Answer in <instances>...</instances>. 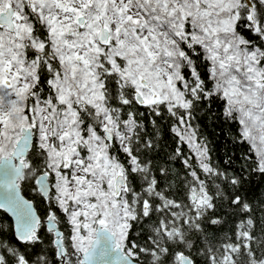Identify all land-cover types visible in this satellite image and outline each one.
Segmentation results:
<instances>
[{
  "label": "snow or ice",
  "instance_id": "1",
  "mask_svg": "<svg viewBox=\"0 0 264 264\" xmlns=\"http://www.w3.org/2000/svg\"><path fill=\"white\" fill-rule=\"evenodd\" d=\"M0 264H264V0H0Z\"/></svg>",
  "mask_w": 264,
  "mask_h": 264
}]
</instances>
